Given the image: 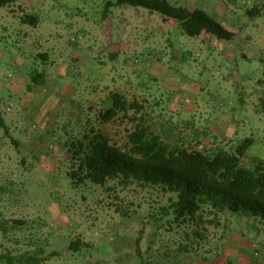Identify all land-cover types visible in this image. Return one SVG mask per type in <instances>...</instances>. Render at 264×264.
Returning <instances> with one entry per match:
<instances>
[{"label":"rangeland","instance_id":"374dc122","mask_svg":"<svg viewBox=\"0 0 264 264\" xmlns=\"http://www.w3.org/2000/svg\"><path fill=\"white\" fill-rule=\"evenodd\" d=\"M116 1L0 7V109L10 128L0 129V264H209L224 234L234 245L264 241L261 218L204 207L177 221V195L161 187L70 178L74 145L99 134L127 147L129 117L102 118L115 93L142 104L170 148L235 153L249 140L243 165L264 161V0H167L208 13L234 33L228 41L189 37L174 19ZM27 15L39 24L23 23ZM77 239L87 246L72 252Z\"/></svg>","mask_w":264,"mask_h":264},{"label":"trees","instance_id":"16d2710c","mask_svg":"<svg viewBox=\"0 0 264 264\" xmlns=\"http://www.w3.org/2000/svg\"><path fill=\"white\" fill-rule=\"evenodd\" d=\"M13 2L0 0V7ZM114 5L143 8L174 19L189 37L206 32L221 40L234 38V33L205 11H189L167 0H117ZM248 13L253 15L255 12L251 10ZM22 22L37 26L39 18L27 15L22 18ZM32 81L41 84L44 76L33 75ZM112 101V106L106 109L102 118L104 122H110L121 114L129 117L134 128L128 135L127 147L124 149L110 144L106 137L99 134L88 144L81 142L79 146L74 145V150H78H69L79 160V165L78 170L70 174L72 181L79 184L89 181L105 186L111 180H118L122 186L138 183L161 187L164 192L177 195V201L170 206L177 221L195 217L204 207L212 208L215 214H246L264 220V161H255L252 167L242 163L251 141L238 146L235 153L225 150L190 151L178 145L170 148L148 124L142 104L130 102L120 93L113 94ZM261 105L264 112V100ZM131 111L134 116H128ZM0 129L10 134L1 109ZM86 246V243L77 239L69 244L68 249L80 252ZM15 262L12 260L11 263ZM28 263L38 264L39 259L29 258Z\"/></svg>","mask_w":264,"mask_h":264},{"label":"crops","instance_id":"0c3cea01","mask_svg":"<svg viewBox=\"0 0 264 264\" xmlns=\"http://www.w3.org/2000/svg\"><path fill=\"white\" fill-rule=\"evenodd\" d=\"M234 238L236 237L233 234L220 236L218 239L221 242L219 254L209 264H264L263 255L260 259L254 258L258 256V252L262 253L264 251V241L258 243L244 241L242 242L243 246L240 244L234 245Z\"/></svg>","mask_w":264,"mask_h":264},{"label":"built area","instance_id":"2783aa9c","mask_svg":"<svg viewBox=\"0 0 264 264\" xmlns=\"http://www.w3.org/2000/svg\"><path fill=\"white\" fill-rule=\"evenodd\" d=\"M8 110H10V107L8 108Z\"/></svg>","mask_w":264,"mask_h":264}]
</instances>
